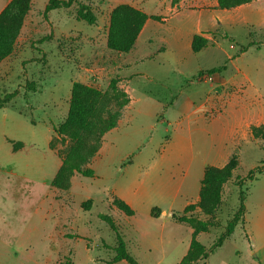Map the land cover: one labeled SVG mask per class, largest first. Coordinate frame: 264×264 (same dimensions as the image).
Here are the masks:
<instances>
[{
	"label": "rangeland",
	"instance_id": "obj_1",
	"mask_svg": "<svg viewBox=\"0 0 264 264\" xmlns=\"http://www.w3.org/2000/svg\"><path fill=\"white\" fill-rule=\"evenodd\" d=\"M47 2L31 1L14 51L0 63V96L18 90L13 101L0 109V264H104L114 255L116 236L100 218L102 214L111 216L127 252L138 264L179 263L187 252L191 227L173 219L172 214H183L185 201L197 204L202 174L195 173L194 166L189 172L181 173L180 163L173 164L175 158L162 162L155 152L163 151L173 134L186 132L185 114L206 102L216 105L211 110L214 113L226 94L229 97L232 93L233 89L216 91L221 81L219 74L209 72L217 66L224 67L222 71L230 70V61L219 54V45L237 57L239 46L249 42L262 46L264 41L250 29L247 34L242 26L230 22L219 30L200 32L207 43L194 52L199 54L202 65L193 76L184 77L179 71L169 76L159 69L161 80L150 82L143 76L132 77L131 93H128L127 83L121 81L123 72L116 71L126 62V55L106 47L110 10L119 3L140 6L152 16H158L155 19L158 25H164L174 11L192 6H172L171 0H74L69 8L51 10L45 18ZM82 4L95 14L93 24L76 19V10ZM172 21L190 24L191 16ZM224 33L233 41L224 38ZM48 34L50 40L38 43ZM160 38L165 39L166 35L145 34L144 42L164 50L166 43ZM193 61L189 63L195 64ZM239 62L252 75L259 74L254 81L264 92V51L251 49ZM152 65L146 62L142 67L154 73ZM209 74L213 75L211 80L204 78ZM111 79L117 80V86L130 101L139 97L149 99V103L129 101L118 126L106 133L113 144H108L104 156L90 166L92 177L74 173L67 189L51 186L69 145L54 133L53 126L59 125L67 115L72 82L105 90ZM30 81L35 82L36 90H27L26 82ZM200 136L195 133L194 141ZM255 139L264 146L260 138ZM10 140L21 142L22 147L13 150ZM224 145L238 149L239 163L234 176H244L264 160V148L258 145L230 140ZM175 167L177 171L172 170ZM235 179L223 186L221 203L211 217L216 226L196 235L206 247H211L238 206ZM260 182L247 183L246 222L209 254L207 264H254L246 233L250 230L264 234V222L258 221L257 216V202L264 200V194L259 191ZM177 185L181 191L172 198L169 190ZM119 195L131 199L134 215L127 216L112 205L115 197L121 198ZM87 200L91 202L85 210L82 205ZM154 207L161 210L157 217L150 215ZM190 214L199 219L208 218L198 207L187 213Z\"/></svg>",
	"mask_w": 264,
	"mask_h": 264
},
{
	"label": "trees",
	"instance_id": "obj_2",
	"mask_svg": "<svg viewBox=\"0 0 264 264\" xmlns=\"http://www.w3.org/2000/svg\"><path fill=\"white\" fill-rule=\"evenodd\" d=\"M32 0H10V2L0 12V62L9 57L15 48L16 40L23 26L24 19L31 8ZM74 0H48L44 8V17L54 9L69 8ZM179 0H171L172 4ZM250 0H217L220 9H230L235 6L248 3ZM78 21L93 24L96 20L95 14L86 5H80L75 13ZM148 15L141 9L129 4L119 3L109 12L106 31V47L118 53L129 52L142 30ZM156 19L157 16H151ZM233 41L227 34L222 35ZM51 39V34L41 37L38 43ZM207 39L199 34H195L191 40V49L198 52L205 44ZM255 45L259 50L261 46L254 42L241 45L237 49L236 55L245 52L249 47ZM224 67H214L210 73L220 72ZM27 90H36L35 82H26ZM18 90L6 92L0 96V109L6 107L17 96ZM27 97V94H24ZM130 99L125 91L117 86V80L111 79L105 90H100L92 85L74 81L71 84L69 107L65 119L57 126H53L54 133L62 141H68L69 145L64 152L61 164L51 180V186L67 189L70 178L74 173L84 177H92L94 172L87 164L96 156L103 137L110 130L114 129L122 117L124 108ZM33 122V120H32ZM250 133L254 138H260L264 142V126H252ZM13 150L22 147L19 141L10 140ZM237 154L233 153L227 163L222 167L208 165L204 168L203 177L200 182L199 199L197 204L185 206L183 214H172L173 219L178 222L188 224L192 229V237L187 252L177 264H193L202 260L203 264L209 254L221 247L224 241L230 237L235 227L244 222L246 213L245 197L247 183L256 179L264 172V160L249 169L244 176H234L238 166ZM235 179L234 185L238 187V206L231 217L226 221L222 232L213 241L211 247L204 246L196 239L198 233L208 232L216 226L211 217L214 215L221 203L222 190L225 183ZM91 200L84 202L82 207L88 210ZM112 205L127 216L134 215V210L122 199L115 197ZM198 207L200 212L207 216V219H199L190 214ZM151 216H159L160 210L157 207L151 209ZM100 218L109 225L115 232L116 243L113 246V257L105 261L104 264H115L125 261L128 264H138L126 250L125 242L118 231L117 226L111 216L102 214Z\"/></svg>",
	"mask_w": 264,
	"mask_h": 264
},
{
	"label": "crops",
	"instance_id": "obj_3",
	"mask_svg": "<svg viewBox=\"0 0 264 264\" xmlns=\"http://www.w3.org/2000/svg\"><path fill=\"white\" fill-rule=\"evenodd\" d=\"M208 1L210 2L209 4L206 0H179L172 6L178 5L181 8L183 5L187 4L191 5L192 8L181 9L177 12L174 11L170 17L167 18L164 25H158L155 22V19L151 18L154 14L148 13L143 7L133 5L143 10L148 15V18L132 49L127 53L115 52L126 55V62H124V65L121 66L120 69L116 70L119 73L123 72L122 76L124 77H122L123 79H121V81L126 82L128 85L125 89L126 92L131 93V87L129 84L132 82V77L143 76L149 79L150 82L161 80L158 73L159 69L162 72H166L165 74L169 76L175 71H179L184 77L193 76L198 69H200L202 64L199 63V54L194 53L191 50V40L193 35L199 34L200 32L219 30L223 24L230 22L234 25L242 26L247 34L250 29L254 32V35L261 37V40L264 41V0H251L248 3L230 9L218 8L217 0ZM9 2L10 0H0V12ZM184 15L191 16L190 24L172 21L173 18H182ZM159 33H164L166 35L165 39L160 38L161 41L166 43L164 50L157 49L156 46L150 44L149 41H146L149 43L144 42L145 34L155 36V34ZM219 47V54L222 55L224 59L227 58L230 61V70L228 71L226 68L224 71L213 73L214 75L219 74L218 76L221 80L215 90L221 91L233 89L232 93L229 97L226 94L225 101L218 109H215L216 111L214 113H211V110L216 105L211 102H206L185 114V118L187 119L186 132L173 134L170 141L167 143L166 148L161 152H155V155L158 153V159L162 160V162H165L167 158H175L173 164L177 166L180 163L178 165V170H181V173L184 171L185 173L189 172L194 166V172L199 175L202 174L203 177L204 168L206 166L212 165L222 167L225 165L233 153H238V149L235 147V149H228L225 147L224 143L228 140L233 142L242 141L250 145L255 144L264 148L262 142L259 139H255L250 133V128L252 126H264V92L259 84L254 81V78L258 79L259 74L253 73L252 75V72H248L247 68L240 65L239 62L249 50L257 49L249 47L239 56L233 57V55L224 49L221 44ZM230 48L233 49L234 46L231 45ZM257 51H264V45H262L261 49ZM193 60H195V64L189 63ZM255 60L259 62L257 58H255ZM146 62L153 63V70L151 71L154 73H148L143 69L142 66ZM231 72H233V74H231ZM148 101L149 99L135 97L131 98L130 103H149ZM161 105L162 103L159 104L160 107ZM131 106L132 105H130V107ZM151 127L154 128V124H152ZM195 133L201 134L200 137L196 138V141H194ZM107 134L104 135L102 144L96 156L92 159L89 167H93L95 161L104 156L107 151V145L112 143V138L108 137ZM106 139H109L110 141H107ZM167 153H169L168 156ZM177 168L175 167L172 170L177 171ZM259 182V191L264 194V172L249 184H257ZM180 191V185L174 186L169 190L172 198L178 196ZM119 196L121 197L120 199L125 201L134 210L130 198L123 195ZM198 199L199 194L196 201H198ZM247 201L248 197L246 194V205ZM191 203H194V201H185L183 209ZM257 203H259L257 204L258 221L264 222V200ZM246 219L247 209L244 216V222L237 226L245 224ZM247 226H249L248 222ZM192 232L193 230L190 228L191 237ZM246 236L248 237L250 247L249 252H251L255 258L254 264H264V234L262 235L248 230Z\"/></svg>",
	"mask_w": 264,
	"mask_h": 264
},
{
	"label": "built area",
	"instance_id": "obj_4",
	"mask_svg": "<svg viewBox=\"0 0 264 264\" xmlns=\"http://www.w3.org/2000/svg\"><path fill=\"white\" fill-rule=\"evenodd\" d=\"M204 78H208V79H210V80H211V79H212V75H211V74H209V75H208V76H206V77L204 76Z\"/></svg>",
	"mask_w": 264,
	"mask_h": 264
}]
</instances>
